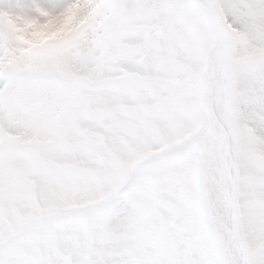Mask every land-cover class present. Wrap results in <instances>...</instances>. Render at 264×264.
Returning a JSON list of instances; mask_svg holds the SVG:
<instances>
[{"label": "snow or ice", "instance_id": "snow-or-ice-1", "mask_svg": "<svg viewBox=\"0 0 264 264\" xmlns=\"http://www.w3.org/2000/svg\"><path fill=\"white\" fill-rule=\"evenodd\" d=\"M0 264H264V0H0Z\"/></svg>", "mask_w": 264, "mask_h": 264}]
</instances>
